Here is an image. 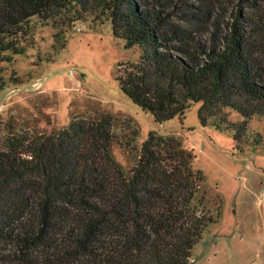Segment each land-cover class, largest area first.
Here are the masks:
<instances>
[{"label":"trees","instance_id":"obj_1","mask_svg":"<svg viewBox=\"0 0 264 264\" xmlns=\"http://www.w3.org/2000/svg\"><path fill=\"white\" fill-rule=\"evenodd\" d=\"M176 1L0 0V64L24 53L20 38L34 17L48 21L60 9L72 25L86 17L111 22L126 50H142L118 76L127 98L159 124L184 120L191 104H201V126L232 132L239 149L249 120L264 118V18L238 13L227 34L207 42L197 35L214 10ZM239 2L256 8L264 0ZM226 110L244 121L231 122ZM113 139L105 115L75 118L59 134L5 140L0 264H190L221 211L200 197L206 178L196 156L150 132L126 171L111 155Z\"/></svg>","mask_w":264,"mask_h":264},{"label":"rangeland","instance_id":"obj_2","mask_svg":"<svg viewBox=\"0 0 264 264\" xmlns=\"http://www.w3.org/2000/svg\"><path fill=\"white\" fill-rule=\"evenodd\" d=\"M196 2L215 13L197 35L207 42L227 34L238 13L264 18V2L256 8L239 0ZM54 13L48 21L31 19L20 38L24 53L0 64V146L11 134L49 136L69 128L75 118L109 115L111 155L129 171L150 132L174 137L196 156L195 166L205 175L200 197L205 196L206 207L215 211L221 205L220 221L194 248L190 264H264V118L249 120L239 149L232 132L201 126V104H191L184 120L159 124L123 94L118 81L125 66L140 62L142 50H126L111 22L99 25L86 17L72 25L70 12ZM175 22L191 29L196 25ZM226 112L231 122L244 121L238 113Z\"/></svg>","mask_w":264,"mask_h":264},{"label":"built area","instance_id":"obj_3","mask_svg":"<svg viewBox=\"0 0 264 264\" xmlns=\"http://www.w3.org/2000/svg\"><path fill=\"white\" fill-rule=\"evenodd\" d=\"M262 197L264 198V192H263V194H262Z\"/></svg>","mask_w":264,"mask_h":264}]
</instances>
